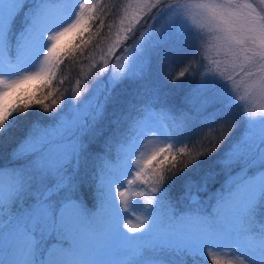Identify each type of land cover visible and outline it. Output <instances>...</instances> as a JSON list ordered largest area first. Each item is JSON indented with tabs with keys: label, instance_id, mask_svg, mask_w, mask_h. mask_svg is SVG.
<instances>
[{
	"label": "snow or ice",
	"instance_id": "snow-or-ice-1",
	"mask_svg": "<svg viewBox=\"0 0 264 264\" xmlns=\"http://www.w3.org/2000/svg\"><path fill=\"white\" fill-rule=\"evenodd\" d=\"M141 2L156 9L153 23H164L141 37L109 87L83 100L68 97L53 111V69L88 43L92 6L88 0H0V145H15L8 164H0V264H205L209 256L221 264L213 252L224 250L238 264H264V112L239 110L233 73L201 75L185 97L191 107L179 117L153 109L177 90L167 85L188 73L181 70L170 83L149 81L152 53L185 39L194 49L188 66L206 67L205 37L193 27L199 18L217 54L231 59L233 71L256 77L253 87L264 92V0L257 6L249 0ZM131 23L109 53L134 35ZM70 33L76 41L62 43ZM34 80L42 82L39 95L20 90ZM125 80L139 88L136 102L113 97ZM36 110L46 115L33 118ZM22 122L28 130L17 140ZM205 125L216 133L215 143H205ZM149 137L187 141L195 151L168 142L134 171ZM202 161L209 163L185 175ZM132 175L152 181L136 226L124 222L121 207ZM216 177L223 183L213 184L203 202L193 197L179 206L173 198V185L207 191Z\"/></svg>",
	"mask_w": 264,
	"mask_h": 264
},
{
	"label": "rangeland",
	"instance_id": "rangeland-1",
	"mask_svg": "<svg viewBox=\"0 0 264 264\" xmlns=\"http://www.w3.org/2000/svg\"><path fill=\"white\" fill-rule=\"evenodd\" d=\"M88 0L91 7V14L96 9V5L100 0ZM83 2V0H81ZM91 2V3H90ZM155 3V0H152ZM254 6L258 5V0H249ZM155 8H147L141 2V0H105L104 8H99V13L94 23L87 33L86 39L88 43L83 45L85 50L88 49L86 56V64L79 65L77 70H63L56 67L53 69L55 75L52 77V81L49 84V89L51 87H57L54 90L62 91L61 96L57 100V105L53 106V111L63 102V100L68 97L74 99L83 100L85 98H91L92 95L96 93L100 88H107L113 83V77L121 75L125 70L130 58L131 49L137 46V44L142 43L141 37L149 30L158 29L164 20H160L159 23H153L151 18L155 15ZM95 12L93 18H95ZM135 17V22L133 18ZM130 21L131 27L133 28L134 35L128 39L126 43L121 44L118 48H114L112 53L108 52V49L112 47L114 41L117 39V35H124V29L129 26ZM197 23L193 25L194 30L199 32L205 37V43H203L201 50V59L206 67H201L197 64L188 66L189 55L193 52V44L190 39H185L182 43L173 44L166 46L152 53V64L149 77L156 79H167L171 82L173 76H178L181 70H185L188 74L184 77L185 85L183 84V78L176 80V85L179 92H183L184 96L182 98V103L185 102V97L188 96L191 89L195 88L200 80L201 75L206 73H215L218 76H227L229 73H233L235 83L233 84L234 94L238 102L239 110H254L258 115L264 112V92H261L258 88H254L253 85L256 81V77H247L240 69L237 67L233 71V63L231 59L225 57L223 53L217 54L214 47H212V41L210 39V33L207 26L201 27V22L197 18ZM102 22V23H101ZM189 24H193V21L189 19ZM76 36L74 34H69L64 37L62 43L70 44L76 41ZM83 46L81 48H83ZM81 48L76 49L79 51ZM76 52V53H77ZM147 54V53H146ZM73 56V55H72ZM138 60H142L143 56L138 57ZM72 59L70 64H73ZM239 63V61H237ZM39 68V65H37ZM195 69L199 72V80L195 85H192L190 74L192 70ZM191 71V73H190ZM237 73H239L237 75ZM67 77V81L63 78ZM41 81H29L20 86V90L25 93L39 95L42 89ZM71 83V84H69ZM139 88L133 85L130 81L125 80L123 83H119L113 92L117 94L118 100L125 101L126 98H130L132 102L136 99L134 91H138ZM123 96V99L120 97ZM52 99V97H50ZM49 98V100H51ZM188 104V103H187ZM189 107L191 105L188 104ZM189 107L187 109H189ZM163 109H170L165 107ZM155 111V109H153ZM237 109H233V114H235ZM174 114L170 111L169 115ZM46 115L42 114L41 116ZM179 117L180 113H175ZM107 121H105V124ZM28 130V124L25 122L21 129L20 134L17 137L22 139ZM204 131L207 133L206 141H212L215 143L217 140V135L213 132L207 125L204 127ZM240 129H236L233 132V136L238 135ZM174 142L175 147H187L191 151H195L192 144L184 142L175 141H164L162 137L156 138H146L142 141V147L137 152V157L134 159H139L140 164L134 166V171L143 166V161L148 158L154 151H158L160 148L165 146V143ZM15 146V145H14ZM12 146V148L14 147ZM10 153V152H9ZM9 156V154H8ZM110 159L115 160V153H113ZM9 162V160H7ZM209 163V161H208ZM207 163V164H208ZM206 164V165H207ZM149 177H145L144 180L137 179L134 175L129 176L127 179L132 180L131 184L125 181V186L122 189L125 191L124 201L121 205L122 211L125 213L124 222L129 223L132 226L138 225L143 217L141 216V210L144 202L149 196V190L152 186L145 185V181ZM223 183V180L216 177L215 180L209 179V187L207 191H202L200 186H194L190 190L186 191L185 198L189 201L192 192H196L200 195V201L203 202L209 198L213 193V184L217 187ZM143 193V195H141ZM127 232L128 230L125 229ZM133 235L132 233H128ZM215 255L221 264H228L231 260L232 264H238L236 257L231 256L224 251H214ZM2 256V253H0ZM205 264H212V258L209 256L205 261Z\"/></svg>",
	"mask_w": 264,
	"mask_h": 264
},
{
	"label": "trees",
	"instance_id": "trees-1",
	"mask_svg": "<svg viewBox=\"0 0 264 264\" xmlns=\"http://www.w3.org/2000/svg\"><path fill=\"white\" fill-rule=\"evenodd\" d=\"M93 1H95V0H92L91 2H93ZM104 2H105V0H100L97 3L96 9L94 11L95 12V15H96L95 18H94V20L98 16L99 8L100 9L101 8H104ZM94 12H93L92 15H94ZM86 35H85V37H86ZM125 43L127 44V42H125ZM76 52L77 51H74L72 54L64 57L63 62L61 63V65L58 66L61 69V73L63 72V70H66V69L67 70H77L79 65H83L84 66L86 64V60H87L86 59V56H87V53H88V49L85 50V48L83 46V48H81L77 53ZM72 59H74L73 60V64H70V61ZM190 73H191V71H190ZM197 75H199V72H196V75L195 76H193L192 74H190V79H191L192 85H195L198 82L199 76H197ZM63 79L65 81H67V77H64ZM149 81L159 82L161 80L160 79H156L155 77H153V78H150L149 77ZM40 84H41V82H39L38 85H40ZM69 84H71V83H69ZM183 84L185 85V79L184 78H183ZM60 85H61V83L59 85H57V87L60 86ZM57 87H55V88L54 87H51V89H50L53 92L54 98L56 100H58V98L61 96V93H62V91L59 92V90H54ZM167 87L172 88L173 90H175V89H177V90L174 91V92H172V93H169V96L167 98H165L164 104L163 105H159L158 104L154 108L155 111L156 112H160L161 110H164L163 108H165V107H169L170 110L174 114L176 112L177 113H181L182 111H187L188 110L187 108L189 107L188 104L187 103H182V98L184 96L183 92H179L178 93V89L179 88L177 86H173L171 84H168ZM113 97L115 99H118L117 94H114ZM120 98L123 99V96H121ZM127 99L130 100V98H126L125 101ZM134 102H136V99H134ZM38 114L39 115H42V111L41 110L34 111L33 118L36 115H38ZM24 123L25 122H22L20 125H18L17 131L15 133V139H17L18 135L20 134L21 129H22ZM12 146H14V143H8V144L0 145V164H8V161H7L8 160V154L11 151ZM207 163H208V161H202L200 164H197L192 169L186 171L185 172V175H191V174H193L194 172L197 171V169L205 166ZM91 174H92V166L89 167V170H88L89 180L85 184V196H88L89 198H90V193L88 191V184L91 183V180H90ZM146 181H145V185L152 186V181H151V178L150 177ZM171 191L173 193V198L179 201V206H184V205H186L188 203V200L185 198L186 191H184L182 189H179L176 185L171 186Z\"/></svg>",
	"mask_w": 264,
	"mask_h": 264
},
{
	"label": "water",
	"instance_id": "water-1",
	"mask_svg": "<svg viewBox=\"0 0 264 264\" xmlns=\"http://www.w3.org/2000/svg\"><path fill=\"white\" fill-rule=\"evenodd\" d=\"M191 197H197L199 199V195H197V193H193Z\"/></svg>",
	"mask_w": 264,
	"mask_h": 264
}]
</instances>
